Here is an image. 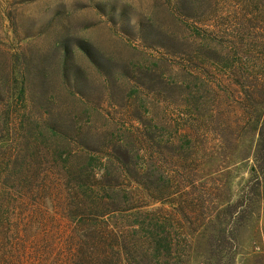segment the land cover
<instances>
[{"label": "trees", "instance_id": "obj_1", "mask_svg": "<svg viewBox=\"0 0 264 264\" xmlns=\"http://www.w3.org/2000/svg\"><path fill=\"white\" fill-rule=\"evenodd\" d=\"M166 2L171 23L186 33L181 47L172 34L152 38L180 58L168 65L174 71L165 88L186 90L179 105L149 93L172 108L167 127L149 123L130 92L128 103L115 104L124 123L110 118V126L94 128L96 107L67 86L64 50L58 75L72 103L66 119L60 97L35 89L25 59L10 53L0 73V264H264V228L261 242L239 258L227 245L264 199V166L257 168L264 158V0ZM139 73L137 80L156 77L149 67ZM213 83L220 94L198 93ZM237 101L250 134L232 148ZM197 131L212 133L217 147L202 149ZM237 163L248 165L240 179L247 186L232 200L228 175ZM193 170L202 181L190 195L180 186Z\"/></svg>", "mask_w": 264, "mask_h": 264}, {"label": "rangeland", "instance_id": "obj_2", "mask_svg": "<svg viewBox=\"0 0 264 264\" xmlns=\"http://www.w3.org/2000/svg\"><path fill=\"white\" fill-rule=\"evenodd\" d=\"M166 6V0H0V73L8 69L10 53H19L26 61L30 84L46 95L54 90V94L60 97L58 106H62L64 117L68 119L70 114L66 108L72 103L71 99L63 97L64 90L59 86L58 75L59 59L65 50L67 86L76 93L75 97L83 96L96 107V110H91L94 128L103 130L110 126V118H114L113 122L124 123L123 110L115 104L119 100L126 101L124 98L130 92L129 99H142L143 116L149 123L167 127L174 116L172 108H166L163 101L149 93L154 90L166 94L167 98L172 96L179 105L186 90L182 86L165 88L167 74L174 71L167 67L176 65L180 58L163 49L162 39L153 42L156 39L152 38L172 34L173 44L181 47L186 33L171 23ZM138 22L141 23V31L138 30ZM145 67H149L156 77L137 80L136 75ZM135 88L138 91L135 92ZM206 89L220 94L214 83L200 87L198 93ZM236 96L239 100L241 94L236 93ZM209 110H213L210 104ZM241 112L237 101L229 120L228 145L232 148L246 145L250 134L247 115ZM211 134L200 136L197 131L196 139L201 141L202 149L217 147L218 143ZM198 163L194 160L187 164ZM261 166H264V158L257 168ZM247 167L237 163L229 169L228 178L234 191L232 200L240 196L241 188L247 186L240 180L247 176ZM191 173L180 186L188 189L190 195L202 181L198 179V171ZM169 175L170 171L164 172V176ZM219 183L215 179L213 185ZM261 197L264 198L263 192ZM233 211L229 209L230 214ZM242 224L238 238L227 240L230 251L237 258L239 252L247 250L250 244L262 240L264 199L260 201L259 210L246 215ZM253 233L257 236L252 238ZM236 246L239 248L235 249Z\"/></svg>", "mask_w": 264, "mask_h": 264}]
</instances>
